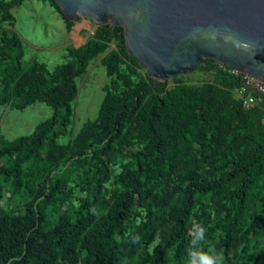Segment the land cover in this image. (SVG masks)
<instances>
[{"label":"trees","instance_id":"16d2710c","mask_svg":"<svg viewBox=\"0 0 264 264\" xmlns=\"http://www.w3.org/2000/svg\"><path fill=\"white\" fill-rule=\"evenodd\" d=\"M23 1L0 0V22L12 24ZM48 1L69 30L75 22ZM114 40L97 118L61 142L76 78ZM23 46L3 28L0 109L42 99L55 112L22 140L0 138V264H187L195 224L224 264H264V94L246 108L240 75L214 59L197 66L211 80L152 78L121 25H97L53 70L24 65ZM6 193L19 195L17 208Z\"/></svg>","mask_w":264,"mask_h":264},{"label":"water","instance_id":"95a60500","mask_svg":"<svg viewBox=\"0 0 264 264\" xmlns=\"http://www.w3.org/2000/svg\"><path fill=\"white\" fill-rule=\"evenodd\" d=\"M69 20L124 27L128 53L167 81L208 59L264 80V0H56Z\"/></svg>","mask_w":264,"mask_h":264},{"label":"rangeland","instance_id":"374dc122","mask_svg":"<svg viewBox=\"0 0 264 264\" xmlns=\"http://www.w3.org/2000/svg\"><path fill=\"white\" fill-rule=\"evenodd\" d=\"M11 12L12 24L1 21L0 34L3 28L14 29L24 44L23 64L29 65L38 61L49 70L68 61V46L84 43L99 25L94 20L81 16V20H75L68 30L61 14L48 0H24L21 4L13 6ZM115 47L114 40L104 53L90 61L87 71L76 78L78 95L72 102L73 120L69 131L59 137L61 142H66L71 138V134H75L86 123L97 118L104 97L103 86L110 80L101 58ZM203 65L204 62H201L189 71L169 78V85L175 83V78L189 83L211 80L212 71L197 68ZM142 71L147 72L145 68ZM54 112L53 106L42 99L24 107L4 105L0 109V138L6 142L22 140L32 133L40 122L52 117ZM120 164H125V161L122 160ZM5 202L8 208H17L21 199L19 195L10 196L6 193Z\"/></svg>","mask_w":264,"mask_h":264},{"label":"clouds","instance_id":"9594fccd","mask_svg":"<svg viewBox=\"0 0 264 264\" xmlns=\"http://www.w3.org/2000/svg\"><path fill=\"white\" fill-rule=\"evenodd\" d=\"M206 228L201 224H195L191 228L192 238L189 241L187 264H224V256L215 250L204 251L201 247L206 237ZM139 236L134 237L133 242L138 243Z\"/></svg>","mask_w":264,"mask_h":264},{"label":"built area","instance_id":"2783aa9c","mask_svg":"<svg viewBox=\"0 0 264 264\" xmlns=\"http://www.w3.org/2000/svg\"><path fill=\"white\" fill-rule=\"evenodd\" d=\"M228 67L230 72L238 74L241 77L242 85L237 88V94L242 98L243 105L246 108L254 106L258 99L253 95V93L256 92L259 94H264V80L249 72L240 71L231 66ZM262 122L264 123V113L262 116Z\"/></svg>","mask_w":264,"mask_h":264}]
</instances>
